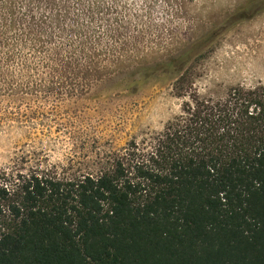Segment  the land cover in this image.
Here are the masks:
<instances>
[{"label":"trees","instance_id":"16d2710c","mask_svg":"<svg viewBox=\"0 0 264 264\" xmlns=\"http://www.w3.org/2000/svg\"><path fill=\"white\" fill-rule=\"evenodd\" d=\"M74 5L0 0V98L48 91ZM214 35L159 68L178 79ZM0 264H264V86L191 96L95 174L0 172Z\"/></svg>","mask_w":264,"mask_h":264},{"label":"rangeland","instance_id":"374dc122","mask_svg":"<svg viewBox=\"0 0 264 264\" xmlns=\"http://www.w3.org/2000/svg\"><path fill=\"white\" fill-rule=\"evenodd\" d=\"M96 2L73 6L37 83L48 91L0 98V172L95 174L163 133L191 96L264 86V0H100L99 14ZM212 32L178 79L161 71Z\"/></svg>","mask_w":264,"mask_h":264}]
</instances>
